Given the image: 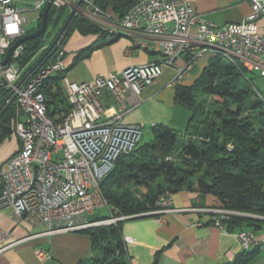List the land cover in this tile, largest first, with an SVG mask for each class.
Here are the masks:
<instances>
[{"label": "built area", "instance_id": "2783aa9c", "mask_svg": "<svg viewBox=\"0 0 264 264\" xmlns=\"http://www.w3.org/2000/svg\"><path fill=\"white\" fill-rule=\"evenodd\" d=\"M77 1L27 0L23 6L21 0H0V83L15 93L23 114L14 129L21 147L0 166V208L11 207L16 218L25 217L46 227L10 242L0 251L32 237L193 209L175 206L173 193L164 192L151 210L99 220L87 218L103 207L111 213L102 184L117 159L133 151L144 134V123H127L124 118L141 104L143 90L162 74L164 66H175L183 54L188 55L190 65L212 51L264 77V23L260 22L264 0H248L251 11L245 19L221 25L202 20L186 0H138L122 18L101 9L93 0H84L81 6ZM48 3L51 8L77 7V14L111 34L132 37L136 44L147 47L153 43L162 59L100 74L90 81L75 82L64 77L71 108L51 117L42 85L50 75L66 68L61 42L50 59L22 83L27 73L18 60L25 43L13 50L8 63H1L8 48L28 33L29 24L41 23ZM28 12L33 15L29 17ZM208 210L215 212L214 221L220 227L230 216L245 213L222 207ZM4 238L0 230V241ZM238 238L243 250L264 244V233L252 230H240ZM132 240L125 238L126 242ZM37 254L46 255L43 250Z\"/></svg>", "mask_w": 264, "mask_h": 264}, {"label": "trees", "instance_id": "16d2710c", "mask_svg": "<svg viewBox=\"0 0 264 264\" xmlns=\"http://www.w3.org/2000/svg\"><path fill=\"white\" fill-rule=\"evenodd\" d=\"M93 2L122 18L138 0ZM68 13L66 7H52L48 29L50 25L53 28L24 42L26 47L18 60L21 67H27L24 74L43 55ZM60 21L62 24L58 27ZM40 24L28 31H34ZM74 30L85 35L97 34L107 43L120 36L77 14L60 47ZM91 48L82 55H87ZM247 72L238 62L219 54L192 85L177 84L176 102L192 112L186 131L181 133L168 125L156 124L151 126V140L140 142L133 151L122 154L102 184L111 215L96 219L151 210L156 207L160 194L181 190L213 194L222 208L264 215V94L246 78ZM63 78L62 74L50 75L42 85L51 117L67 113L71 108L59 84ZM53 85H57L55 90ZM10 93L11 89L0 83V105ZM21 114L16 98L0 109V143L13 133V124ZM181 135L185 136L182 141ZM248 219L245 215H232L225 222L233 227ZM122 222L81 230L90 235L97 250L83 264H131L121 231ZM255 252L244 250L237 262L243 264Z\"/></svg>", "mask_w": 264, "mask_h": 264}, {"label": "crops", "instance_id": "0c3cea01", "mask_svg": "<svg viewBox=\"0 0 264 264\" xmlns=\"http://www.w3.org/2000/svg\"><path fill=\"white\" fill-rule=\"evenodd\" d=\"M186 1L202 20L219 25L240 22L251 11L248 0ZM260 22L264 23V18ZM88 47H92L89 53L82 55ZM217 55L209 51L188 65L189 57L183 54L175 66H164L162 74L143 90L141 104L131 110L124 121L144 123V130L147 127L151 130V125L156 123L185 132L192 112L176 102V85H192ZM161 59L162 54L153 43L146 47L123 34L107 43L97 34L85 35L74 30L66 41V68L52 76L62 74L70 81L84 82L100 74L119 72L130 65ZM180 68L184 69L183 72H179ZM59 84L66 92L63 79L59 80ZM53 88L55 90L57 85H53ZM22 118L23 114L14 122L13 133L0 143V166L21 147V140L14 129ZM173 201L175 206L193 209L122 222L121 231L131 264H239L238 258L244 250L238 232L244 229L264 233V215L254 213L242 214L249 219L241 225L228 227L223 221L220 227L214 221L215 212L208 210L220 208L219 200L213 194L181 190L173 193ZM91 215L87 217L89 220L99 216ZM45 228V225L35 224L25 217L16 218L11 207L0 208V230L5 233V240L0 241V249ZM127 236L133 240L126 242ZM38 250H43L46 255L40 257ZM251 250H256L255 254L243 264H264V244ZM96 253L89 234L82 231L57 232L32 237L7 247L0 251V264H83Z\"/></svg>", "mask_w": 264, "mask_h": 264}, {"label": "water", "instance_id": "95a60500", "mask_svg": "<svg viewBox=\"0 0 264 264\" xmlns=\"http://www.w3.org/2000/svg\"><path fill=\"white\" fill-rule=\"evenodd\" d=\"M84 0H78L77 1V6H81ZM51 9V3H48L47 6L45 7L43 13H42V21H41V25L38 29H36L35 31H32L30 33L25 34L23 37L17 39L15 41L14 44H12L7 52L6 55L4 57V59L2 60V64H6L9 62L12 52L13 50L20 45L21 43L26 42L29 39L38 37L42 34H44L47 29H48V18H49V12ZM78 13V9L77 7H73L70 9V12L65 20V22L63 23V25L60 27L58 33L56 34V36L54 37V39L52 40V42L48 45V47L46 48L45 52L43 53V55L36 61V63L33 65V68L31 71H29L20 81V83H22L24 80H26L32 73H35L43 64L46 63V61L48 59H50V57L52 56L53 52L58 48L59 46V42H61L62 38L64 36L67 35L72 20L74 18V16ZM19 83V84H20ZM15 98V93L13 91H11V93L9 94V96L5 99V101L0 105V109L5 105H7V102L11 99Z\"/></svg>", "mask_w": 264, "mask_h": 264}, {"label": "rangeland", "instance_id": "374dc122", "mask_svg": "<svg viewBox=\"0 0 264 264\" xmlns=\"http://www.w3.org/2000/svg\"><path fill=\"white\" fill-rule=\"evenodd\" d=\"M27 0H21V4L24 6V5H26V2ZM70 9V8H69ZM85 9L86 10H88L86 7H85ZM84 13V12H83ZM32 15V13H28V16L30 17ZM37 24L38 23H36V22H32V23H30L29 24V26H28V30H30V29H32L33 27H36L37 26ZM62 24V21H60V24L58 25V27H60V25ZM51 28H53L52 27V25H50L49 26V29L48 30H51ZM56 32H57V28H55L54 29V34H56ZM51 39H52V37L50 38V41H51ZM53 40V39H52ZM67 41V40H66ZM49 42V41H48ZM52 42V41H51ZM50 42V43H51ZM49 44V43H48ZM47 44V45H48ZM65 46H66V42L63 44V47L65 48ZM41 52H39L38 54H37V56L35 57V58H37L38 56H39V54H40ZM34 58V59H35ZM34 59H33V61H34ZM204 63H206V61L204 62ZM200 73H198L197 75H195L193 78H195L196 76H198ZM246 78H249L252 82H253V85L257 88V89H259L261 92H263V94H264V77H262L258 72H252V71H248L247 72V76H246ZM152 139V135H151V130L147 127V128H145V130H144V134H143V137H142V140H141V142H146V141H149V140H151ZM183 139H185V136L184 135H181V137H180V140L182 141ZM135 214V213H134ZM99 215V216H98ZM109 216V215H111V213H110V210L107 208V207H103V208H100V209H98L96 212H94L91 216L92 217H96V216H98V217H100V216ZM120 215V214H119ZM124 215H126V214H124ZM128 215V214H127ZM117 216V215H116ZM92 220H94V219H92ZM95 220H97V219H95ZM101 225H106V224H101Z\"/></svg>", "mask_w": 264, "mask_h": 264}]
</instances>
